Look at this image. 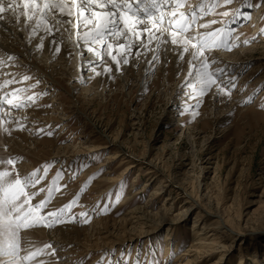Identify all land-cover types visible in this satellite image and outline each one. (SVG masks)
Masks as SVG:
<instances>
[{
	"label": "rangeland",
	"instance_id": "1",
	"mask_svg": "<svg viewBox=\"0 0 264 264\" xmlns=\"http://www.w3.org/2000/svg\"><path fill=\"white\" fill-rule=\"evenodd\" d=\"M200 3L187 0L180 9L196 12V31L231 29L241 46L206 52L217 61L213 68H224L236 78V88L228 97L216 95L213 86L193 112L189 105L196 101L189 99L192 89L186 86L191 45L181 60L182 48L162 44L154 61L156 43L152 41L147 55L136 57L132 51L130 63L121 65L122 72H116L109 60L111 78L95 76L86 68L80 70L88 58L96 57L87 51L75 54L69 37L76 34L74 27L64 25L51 36L39 31L26 41L30 36L19 28L26 24L24 16L17 23L15 15L3 13L0 57L17 60L0 71L17 77L30 74L34 79L28 85L41 81L33 91L48 94L36 105L13 110V122L0 124L2 135L5 129L12 133L4 137L11 143L0 144V160L16 161L14 167L0 163V172L9 171L10 178L18 173L23 179L48 165L47 177L37 186L40 192L31 203L43 200L53 183L61 188L53 193L45 213L78 202L72 209L78 217L75 222L20 230L19 237L31 238L26 242L19 238V259L39 253L24 264H187L188 260H192L188 264H264V3L234 0L207 15H201ZM209 7L210 3L205 4L204 11ZM224 11L230 15H220ZM199 24L209 28L201 29ZM32 39L43 42L38 53L28 51ZM245 40L251 43L244 45ZM8 78L0 75V81ZM250 97L251 103L245 104ZM47 131L54 135L49 137ZM13 142L26 149L17 154ZM128 161L132 167L120 177L121 188H107L108 182L102 179L118 178ZM155 164L160 172L153 169ZM91 169L95 172L83 178ZM132 191L141 193L133 200ZM136 206L152 215L149 222H115ZM190 207L195 209L185 212ZM81 212H89L90 222H81ZM220 217L227 228L216 233V253L187 257L194 234L204 238L213 233L201 228L218 226ZM36 230L51 234L70 230L77 245L58 246L33 234ZM89 236V241L83 238Z\"/></svg>",
	"mask_w": 264,
	"mask_h": 264
},
{
	"label": "snow or ice",
	"instance_id": "2",
	"mask_svg": "<svg viewBox=\"0 0 264 264\" xmlns=\"http://www.w3.org/2000/svg\"><path fill=\"white\" fill-rule=\"evenodd\" d=\"M186 2L187 0H71V3H68V0H20V2L9 0L8 3H5L4 0H0V20L4 18L3 13L10 12L15 15L16 21L19 23L20 16L23 15L26 22L33 23L30 39L35 37L38 31H46L49 35H54L53 29L55 32H60L64 25L74 27L77 48L82 43L86 46L87 52L96 57L94 61H88L82 65L80 70L83 72L86 68L95 76L108 75L110 78L113 72L111 64L116 66V72H122L121 65L130 63L134 46L136 47V57L141 54L147 55L148 51L152 50L149 45L155 39L156 55L152 58L155 61L159 59L161 44L170 42L176 48H182L181 60L189 52L188 46L191 45L194 51L189 61V80L186 81V86L192 89L189 99L196 101L195 104L189 105V111L193 112L201 106L202 98L212 90L213 86H216V95L228 97L236 88V78L231 73H227L224 68H213L217 61L214 58L210 59L206 52L210 53L217 49L230 51L241 45L237 43L239 37L233 35L231 29L197 32L196 12L180 11L186 6ZM233 2L234 0H201L198 7L201 15H207L222 4L229 5ZM208 3H210L209 11L205 12L204 7ZM261 3H264V0H261ZM21 4L23 5L22 12L18 11L21 9ZM247 6L252 7V5ZM220 15L229 16L230 13L224 11ZM63 16H67L69 19L64 20L61 18ZM247 18L250 19V16ZM211 23L215 24L217 21ZM198 27L207 29L209 24H199ZM165 32L170 34L169 40L164 39ZM262 34H264V30H262ZM121 36L124 43L113 44L110 42L113 38L119 39ZM249 43L251 41H243L244 45ZM95 45H100V48L96 49ZM43 47V42H41L37 49L40 50ZM55 52L58 54L60 48L57 47ZM79 54L83 55V53ZM16 60L17 58L14 56L0 57V70L6 66H14ZM109 60L111 64H109ZM196 61H198V65L194 63ZM97 68H101L102 71H96ZM0 75L9 77L0 81V124L13 122L14 118L11 115L13 110L36 105L38 99L48 94L46 91H33L41 81L35 79L34 84L28 85L27 82L34 79L30 74L17 77L15 73L0 71ZM193 80L195 83H192ZM13 84L26 86L11 88L10 86ZM5 88L10 90L3 91ZM247 103H251V97L245 101V104ZM15 123L19 124L20 121L15 120ZM39 131L45 132L44 129ZM46 134L49 137L54 135L51 131H47ZM15 162L14 159L0 160V163L13 167ZM48 170L49 166L45 165L42 169L38 168L23 179L18 173L15 177L10 178L9 171L0 172V264H17L21 229L52 228L61 223L77 220L78 217L72 214L73 207L78 203L76 200L56 210L44 212L53 200V193L61 188L55 183L45 190L47 195L43 200L36 204L31 203L39 194L40 189L37 186L47 177ZM31 188H37V191L29 192L28 190ZM89 216V212L79 213V219L84 223L90 222ZM38 254L30 253L20 259L31 260ZM3 257L11 259L4 261Z\"/></svg>",
	"mask_w": 264,
	"mask_h": 264
},
{
	"label": "bare ground",
	"instance_id": "3",
	"mask_svg": "<svg viewBox=\"0 0 264 264\" xmlns=\"http://www.w3.org/2000/svg\"><path fill=\"white\" fill-rule=\"evenodd\" d=\"M4 2L5 3H8L9 2V0H4ZM68 3H71V0H68ZM21 7H22V10H20V12H22L23 11V5H21ZM8 13V12H7ZM22 17H23V15H22ZM25 18V17H24ZM62 19H64V20H67V19H69V17H67V16H65V17H61ZM15 19V18H14ZM13 19V20H14ZM12 20V21H13ZM26 22V21H25ZM149 24L151 23V22H148ZM33 27V23H28V22H26V24H23V26H21V27H19V28H21V29H23L24 31H25V33L26 34H28L29 36H30V32H31V28ZM69 31V30H68ZM39 32V31H38ZM40 32H42L43 33V31H40ZM53 32H54V35H55V29H53ZM42 33H40V35L42 34ZM44 33H45V35L46 36H51V35H49L47 32H45L44 31ZM18 34H20V35H23L22 33H18ZM27 35V36H28ZM37 35H38V33H37ZM10 36V35H9ZM13 36V35H12ZM42 36V35H41ZM169 36H170V34L168 33V32H165L164 33V39L165 40H169ZM11 37V36H10ZM9 37V38H10ZM17 37V36H16ZM70 37V39H71V41H70V44L72 45V48L74 49V51H75V54L77 55V54H79V53H82L83 51H87L86 50V46L85 45H83L82 43L80 44V46H79V48H77V46H76V41H77V36H76V34H74V35H70L69 36ZM72 37V38H71ZM28 38H30V37H27V38H24V39H26V41H27V39ZM33 38V37H32ZM17 39V38H16ZM14 41H16V40H14ZM21 41V40H20ZM31 41H34L33 42V44L31 45V47L28 49V51H29V53L30 54H34L35 52L36 53H38V49H37V46H38V43H41V42H37V40L35 39H32ZM154 43H156V41H155V39H153L152 40ZM19 42V41H18ZM125 41H124V39H123V37L121 36L117 41H116V43H124ZM21 43H22V41H21ZM25 43V42H24ZM32 43V42H31ZM152 43V42H151ZM170 43V42H169ZM25 45V44H24ZM162 45V44H161ZM171 45V44H170ZM156 48V47H155ZM191 49V48H190ZM132 51H136V48L135 49H133L132 48ZM134 53V52H133ZM230 56V55H229ZM218 59V58H217ZM223 60H225V58H222ZM86 61H92L90 58H88ZM223 62V61H222ZM220 64V63H219ZM144 67H145V65H144ZM143 67V68H144ZM149 69V67L148 68H144V71H147ZM240 93V92H239ZM6 132L7 131H5V134H4V131H3V135H2V128L0 127V144H1V142L3 143V141H5V143H11V140L10 139H7L6 138V140L4 139V137L6 136ZM8 134H12L10 131H8L7 132ZM13 145H14V147H15V149H17V154L18 153H21L22 151L21 150H25L26 148H22V146L19 144V143H16V142H13ZM130 154V153H129ZM115 158V156H113L111 159H114ZM126 163H128L127 164V166L124 168V170H122V172H121V174H119V176H118V178H114V179H111V178H103L102 180L103 181H105V182H108V186H107V188H114V187H116V188H118V189H120L121 188V185L123 184V180L122 179H120V177L122 176V174H124L125 172H126V170H127V168H130L131 169V165H129V163H131V162H126ZM121 164V163H120ZM152 167H153V169L155 170V171H159V168L157 167V165L155 164V165H152ZM128 171V170H127ZM95 171H93L92 169L91 170H87V172L86 173H84V175H83V178L84 177H90L91 175H92V173H94ZM160 172V171H159ZM110 173V172H109ZM149 173H151V172H149ZM155 173V172H154ZM153 173V174H154ZM107 184V183H106ZM106 188V189H107ZM108 192V191H107ZM133 193H131L132 194V197L131 198H133V200H134V197L136 196V195H140V193H141V191H132ZM104 193H106V191H103V192H101V194L103 195ZM154 193V192H153ZM156 193H158V192H156ZM120 194V193H119ZM131 196V195H130ZM189 197V196H188ZM189 198H191V197H189ZM128 199V197L127 198H125L124 200H127ZM123 200V201H124ZM192 209H195V208H193V207H190L189 209H186L185 210V212H187V211H192ZM125 213V212H124ZM150 216H152L149 212H147L146 210H144V209H142L141 207H138V206H136V207H134V208H132V209H130L128 212H126V214H124V215H122V218L120 219V220H116L115 222H123V224H126L127 222H132V223H135V224H141L142 225V223H143V225H145L146 224V222H149L150 221V219H149V217ZM199 217V216H198ZM218 217V216H217ZM219 218V217H218ZM144 221V222H143ZM194 222L196 223L197 222V220H194ZM218 226H213V227H209L210 225H206V227L205 228H201V231H203V229H204V231H205V229L206 230H208V229H210V230H212V232L213 233H208V235L206 236V235H204V238H201L200 236L202 235V234H199L200 236H196V234H194L195 236H194V240L192 241V248H190V249H187L186 250V253H187V257H189V256H193L191 253H195V254H200L201 252H203L206 256H210V255H213L214 253H216V250H215V247L217 246L216 244H215V240L217 239L216 237V233H224L225 231L223 230V229H226L227 228V226H225V224H224V222H223V220L221 219V217H220V219H219V222H218V224H217ZM193 227H195V226H193ZM209 227V228H208ZM71 230V229H70ZM66 231V232H63L62 230H57V231H54L53 232V234H51V232L50 231H45V230H36L34 233H33V231H34V229H33V231H32V233L33 234H36L37 236L39 235V236H43V237H45V238H47V240L48 241H54L55 242V244H58V246H69V245H73V244H76V242H74L73 241V239H71L70 238V236H69V234L71 233V231ZM77 230V229H76ZM29 231V230H28ZM224 231V232H223ZM59 232V233H58ZM28 233V232H27ZM31 233V232H30ZM21 234V233H20ZM73 234H75V233H73ZM26 235V234H25ZM24 235V236H25ZM28 235V234H27ZM88 235V234H87ZM29 236V235H28ZM27 236V237H28ZM86 236V235H85ZM203 236V235H202ZM206 236V237H205ZM26 237V239H28ZM55 238L54 240L52 239V238ZM19 238H22V240H21V242L22 241H24V242H26V239L24 240L23 238L24 237H19ZM31 237H29V239H30ZM86 241H89V240H91V237L89 236V237H83ZM28 239V240H29ZM83 239V240H84ZM27 240V241H28ZM84 240V241H85ZM19 242H20V240H19ZM24 245H25V243H23ZM167 245H169L168 243H166ZM77 245V244H76ZM86 245H88V244H86ZM166 245V247L164 248V250L167 252V249H169V247ZM28 247H30L29 245H27ZM20 247V246H19ZM84 250H86V249H84ZM24 253V252H23ZM203 253H202V255H203ZM21 255V254H20ZM66 255H69L68 253H65L64 254V256H66ZM82 255H85V253H83ZM184 255V254H183ZM186 257V258H187ZM11 258H9V257H3V260L4 261H9ZM17 259V264H24V261L25 260H21V259H19V257L18 258H16ZM65 261V260H64ZM39 262V261H38ZM192 262V260H188V262H187V264L188 263H191ZM83 263V262H82ZM39 264H45L44 262H42V263H39Z\"/></svg>",
	"mask_w": 264,
	"mask_h": 264
}]
</instances>
